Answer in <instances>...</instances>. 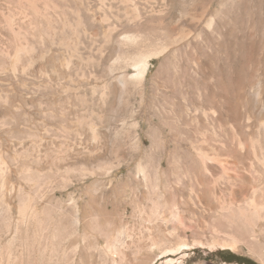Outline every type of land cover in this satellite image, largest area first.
Masks as SVG:
<instances>
[{
  "label": "rangeland",
  "instance_id": "374dc122",
  "mask_svg": "<svg viewBox=\"0 0 264 264\" xmlns=\"http://www.w3.org/2000/svg\"><path fill=\"white\" fill-rule=\"evenodd\" d=\"M34 1L0 0V264H264V0Z\"/></svg>",
  "mask_w": 264,
  "mask_h": 264
},
{
  "label": "bare ground",
  "instance_id": "6f19581e",
  "mask_svg": "<svg viewBox=\"0 0 264 264\" xmlns=\"http://www.w3.org/2000/svg\"><path fill=\"white\" fill-rule=\"evenodd\" d=\"M26 3H27V6H28V11L31 13V14H34V15H41L42 17H44L43 14H41V12L38 11L37 7H36V2L34 0H26ZM12 32V35L14 37V40H16V38H18V34L15 33L13 30H11ZM166 48V47H165ZM165 48H162L159 53H162ZM22 49V46L21 45H18V43L16 44V54ZM159 53H149V54H144L143 56H140L138 62L135 64L134 68L136 69L137 71V77L141 80L145 73L147 72V69L149 68V60L151 59L152 56H155ZM205 157V156H204ZM262 160V159H261ZM261 163V162H260ZM264 166V165H263ZM199 182V181H198ZM202 185V184H201ZM197 198L198 199H201L202 201L204 200L205 198V194L204 192H202L199 196L197 194ZM200 202V200H199ZM239 208V207H238ZM252 210V209H251ZM226 211V210H225ZM251 212H248V213H244L242 214V217L243 219L245 218L244 221L247 222V224H251L253 220H258L259 218H261L260 214H261V210L258 209H255L251 214ZM241 215V214H239ZM228 216V215H227ZM228 219V218H227ZM251 228V227H250ZM253 228V227H252ZM200 230V229H199ZM252 230V229H251Z\"/></svg>",
  "mask_w": 264,
  "mask_h": 264
},
{
  "label": "trees",
  "instance_id": "16d2710c",
  "mask_svg": "<svg viewBox=\"0 0 264 264\" xmlns=\"http://www.w3.org/2000/svg\"><path fill=\"white\" fill-rule=\"evenodd\" d=\"M217 255L222 261L227 262V263L236 262L239 264H255L251 260L243 259V258L236 256L235 254L228 252V251L227 252L226 251L218 252Z\"/></svg>",
  "mask_w": 264,
  "mask_h": 264
}]
</instances>
